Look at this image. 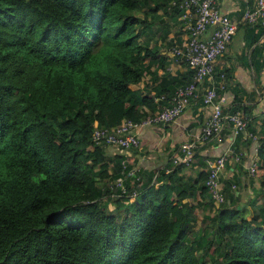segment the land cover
<instances>
[{
    "label": "trees",
    "instance_id": "16d2710c",
    "mask_svg": "<svg viewBox=\"0 0 264 264\" xmlns=\"http://www.w3.org/2000/svg\"><path fill=\"white\" fill-rule=\"evenodd\" d=\"M176 1L0 0V264H264V120L245 136L255 145L244 181L222 188L227 157L214 192L210 161L226 151L203 156L208 172L195 180L174 157L153 182L129 175L124 157L111 166L109 145L93 141L95 129L153 116L192 81H158L167 58L141 39L159 11L180 16ZM147 74L154 84L132 89ZM238 103L222 105L249 130ZM255 180L262 189L245 201Z\"/></svg>",
    "mask_w": 264,
    "mask_h": 264
},
{
    "label": "crops",
    "instance_id": "0c3cea01",
    "mask_svg": "<svg viewBox=\"0 0 264 264\" xmlns=\"http://www.w3.org/2000/svg\"><path fill=\"white\" fill-rule=\"evenodd\" d=\"M217 3L222 14L232 19L241 20L246 7H254L256 0H217ZM157 15L161 16V21L153 22L151 29L141 37L142 41L149 44L150 47L156 45L163 52L162 55L167 58L166 72L159 70L155 76L158 81L165 77L168 80H178L176 84H185L193 76L189 64L178 62L169 53L173 46L179 45L178 42L182 43L186 38L187 31L184 30L183 21L179 15L167 16L163 11H159ZM241 23L225 54L215 61L213 78L218 82L221 73H225L226 88L222 103L225 106H233L239 102L238 104L242 105L249 117V131L260 135L264 120V25L259 23L247 26L243 20ZM206 36L207 34H204V37ZM156 67L157 65H153L151 69L155 70ZM145 84L150 86L154 84L150 74L145 75L141 84L133 86L132 89H138ZM210 84L211 80L209 79L200 86L199 97L192 99L186 110L174 122L165 126L155 125L140 128L138 130L140 140L138 148L126 150L111 145L107 146L104 150L111 166H113L115 158L124 157L127 161H123L132 167L133 172L138 173L141 181H148L152 177L154 182L159 174V169L172 158L179 156L180 153L177 152L182 146L190 145L194 148V161L183 169V175L195 180L201 171L207 173L209 165L201 164L203 156H207V158L220 156L232 146V136L227 131L206 143H202L200 140L201 129L210 115L211 107L203 105L199 98L202 97L205 88ZM164 97V95L156 96L155 101L160 103ZM162 107L155 112L161 110ZM238 139L239 141H237ZM236 142L242 152L241 162L236 163L233 162L234 160L228 162L227 169L221 179L222 188L225 181L232 180L234 177H240L244 181L253 163L255 141L246 140L244 134H241L236 138L235 144ZM120 181L124 184L123 180ZM243 186L241 195L245 201L254 195L253 187L255 195L258 189H262L260 182L256 180L251 187L249 183H245ZM262 201L263 199L258 198V203Z\"/></svg>",
    "mask_w": 264,
    "mask_h": 264
},
{
    "label": "built area",
    "instance_id": "2783aa9c",
    "mask_svg": "<svg viewBox=\"0 0 264 264\" xmlns=\"http://www.w3.org/2000/svg\"><path fill=\"white\" fill-rule=\"evenodd\" d=\"M172 4L180 11V18L187 35L183 42L173 46L169 53L178 62L189 64L193 72L192 81L179 87L172 96L170 104L163 106L153 116L138 122L124 119L118 127L112 129H95L93 141L96 145L105 143L126 150L138 148L140 146L138 137L140 128L155 125L165 126L174 122L186 110L191 100L199 97L200 86L210 79V87L205 88L202 99L206 105H213V112L201 129V142L205 143L213 137L220 136L228 129L232 130V146L225 155L210 161L206 185L214 192L219 186V178L227 157L240 161V156L235 155L232 150L235 137L238 134H244V136L250 134L244 114L239 112L234 114L229 112L226 107L223 108V98L215 101L216 88L218 86L222 89L225 87V73H221L218 82L214 81L215 61L227 51L238 30L239 22L222 14L217 0H178ZM242 20L250 24L261 23L264 25V0H256L254 7H246ZM204 34L207 36L204 37ZM177 153L180 155L174 158V163L190 165L194 161V153L190 145L182 146ZM122 164L126 165V162L123 161ZM254 167L251 168L252 173L255 172ZM133 171H130L129 175H134ZM117 184L120 187L124 185L120 180Z\"/></svg>",
    "mask_w": 264,
    "mask_h": 264
},
{
    "label": "rangeland",
    "instance_id": "374dc122",
    "mask_svg": "<svg viewBox=\"0 0 264 264\" xmlns=\"http://www.w3.org/2000/svg\"><path fill=\"white\" fill-rule=\"evenodd\" d=\"M163 53V52H162Z\"/></svg>",
    "mask_w": 264,
    "mask_h": 264
}]
</instances>
